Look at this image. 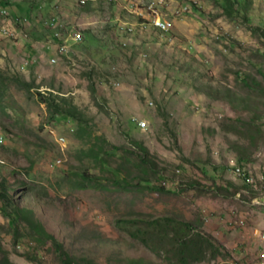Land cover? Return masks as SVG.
<instances>
[{"label":"rangeland","instance_id":"obj_1","mask_svg":"<svg viewBox=\"0 0 264 264\" xmlns=\"http://www.w3.org/2000/svg\"><path fill=\"white\" fill-rule=\"evenodd\" d=\"M52 1L0 0V178L32 222L93 264H179L170 245L152 251L135 226L116 223L168 215L226 251L195 264H261L264 94L237 72L264 82V35L249 27L264 29V0L231 14L223 0H166L159 13L169 30L146 15L153 0H73L65 15ZM51 13L83 33L67 55L54 50ZM86 13L94 27L82 28ZM49 93L75 115L52 113ZM138 143L163 176L141 164ZM118 176L171 193L120 187ZM1 208L0 246L14 264H61L25 218L14 225Z\"/></svg>","mask_w":264,"mask_h":264},{"label":"trees","instance_id":"obj_2","mask_svg":"<svg viewBox=\"0 0 264 264\" xmlns=\"http://www.w3.org/2000/svg\"><path fill=\"white\" fill-rule=\"evenodd\" d=\"M223 1L226 11L229 14H231L234 10H236L237 13H240L239 8L244 9L245 6L244 0ZM243 17L247 22L249 21L247 16L244 15ZM249 25L251 29L255 31H261L264 35L263 28L251 24ZM237 76L241 78L243 84L250 88L258 89L264 94V82L250 76L242 77L239 72H237ZM22 82L27 85V82ZM90 89L95 96L96 89L94 84L91 83ZM58 98V95L51 93H49V96L45 98V101L49 105L50 111H52L54 114L75 115L72 103L70 101H64L61 104H57ZM137 145L142 151L140 156L141 164L145 167H148L157 175L163 176L164 172L162 170H156V163L151 159L150 155L148 154V150L140 143ZM82 176L86 177L87 175L83 174ZM118 177L119 178L116 179H118V186L120 187H133L134 185H137L136 188H147L159 193H171V190H168L165 186L150 185L148 180L145 179H143L146 181L145 183H134L132 180H123L120 179V176ZM83 181L90 180L83 178ZM79 187L85 188L87 185L81 183L79 184ZM10 188H12V186L9 180L2 176L0 178L1 210L3 211L4 215L6 214L10 220L13 221L12 223L14 225L16 220L25 218L30 225V230L35 238L36 243L40 244L41 246H48L50 250L55 253V256L58 258L61 264H93V262L88 258H73L64 248L63 244L46 229L43 223H41L39 220L32 222L30 217L32 218L34 216L33 211L27 208L24 204L20 203L19 200H16V197L11 193ZM228 195H232V193L230 192ZM116 223L121 227H127L128 225L135 226V230L133 231L134 237L139 239L152 251H157L159 248L163 247L165 249L166 246L169 247L170 245L179 264H195L205 259L207 254H212V258H215L216 255L226 252L223 246L213 236L205 232L201 227L188 221H179L173 216L165 215L157 218H120L116 221ZM141 225H145L146 228L140 227ZM0 264H14L10 260L7 252L1 246ZM118 264H150V262L147 259L140 257L121 260Z\"/></svg>","mask_w":264,"mask_h":264},{"label":"built area","instance_id":"obj_3","mask_svg":"<svg viewBox=\"0 0 264 264\" xmlns=\"http://www.w3.org/2000/svg\"><path fill=\"white\" fill-rule=\"evenodd\" d=\"M166 4V0H153V5H146L145 13L148 17L153 18V20L160 21V8H162ZM143 15V13H141ZM49 21H57V28L52 29L54 31V40L56 41V44L53 45L54 50H61L62 55H67L70 51V44H68V41L70 40L72 44H78L83 40V33L80 30H74L73 26L64 28L61 26L59 21L56 19V17H52ZM169 30L170 25H164ZM61 29H64L65 32L63 33ZM52 62L53 58H52ZM138 126L140 128L144 127V121L139 120ZM241 172V171H240ZM257 234L259 237H264V230L258 232ZM260 254L258 259L260 261H264V246H260Z\"/></svg>","mask_w":264,"mask_h":264},{"label":"crops","instance_id":"obj_4","mask_svg":"<svg viewBox=\"0 0 264 264\" xmlns=\"http://www.w3.org/2000/svg\"><path fill=\"white\" fill-rule=\"evenodd\" d=\"M72 2H73V0L72 1H69V0H53L52 3L49 5H52L54 7L53 10L57 11L58 14L65 15L64 14L65 13L64 12V6L72 5ZM58 14H57V16H55L56 14H53V13H51L50 15L59 19L58 16H60V15H58ZM78 19H79V16H78ZM90 19H92L93 22L89 21ZM84 20H87V21H84ZM98 21L99 20H97V18L95 16L91 17L90 15H88V13H86V18L81 19L82 28H86L90 25L94 27L96 25V23H98ZM74 22H77V21H74ZM59 23H60V21H59Z\"/></svg>","mask_w":264,"mask_h":264},{"label":"bare ground","instance_id":"obj_5","mask_svg":"<svg viewBox=\"0 0 264 264\" xmlns=\"http://www.w3.org/2000/svg\"><path fill=\"white\" fill-rule=\"evenodd\" d=\"M150 22L152 23V25L155 27V28H162V29H167L166 28V26H164V25H170L167 21H162L161 20V18H160V21H156V20H153V18H150ZM132 29L131 28H129V31H131ZM144 126H145V124H144ZM241 169L239 168V167H237L236 168V172L238 173V174H241ZM243 171V170H242ZM244 172V171H243ZM247 177V176H246ZM248 178V177H247ZM246 178V179H247ZM250 178V177H249ZM252 178V177H251ZM257 180V179H256ZM263 180V179H262ZM262 182V181H261ZM260 182V183H261ZM250 183V182H249ZM246 184H247V182H246ZM252 184H254V183H252ZM256 184V183H255ZM257 184H259V183H257ZM262 184H264L263 182H262ZM259 187V186H258ZM260 188H261V185H260ZM264 188V187H263ZM260 190V189H259ZM253 203H255L256 205H259V204H262L263 202H261L260 201V199L258 200V199H254L253 201H252V204ZM242 221V220H241ZM242 223V222H241ZM259 239H260V246H264V237H259ZM260 260V259H259ZM261 262V264H264V261H260ZM233 264H240L239 262H235V263H233Z\"/></svg>","mask_w":264,"mask_h":264}]
</instances>
